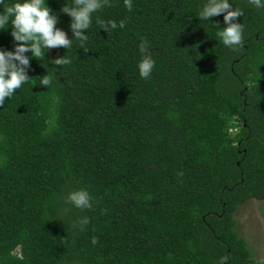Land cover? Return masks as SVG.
Masks as SVG:
<instances>
[{"label":"trees","instance_id":"1","mask_svg":"<svg viewBox=\"0 0 264 264\" xmlns=\"http://www.w3.org/2000/svg\"><path fill=\"white\" fill-rule=\"evenodd\" d=\"M46 2L71 39L65 0ZM201 3L110 0L97 15L123 29L94 20L83 45L30 59L0 105V264H264L235 219L264 201V9L234 0L244 39L233 49L212 25L223 14L195 17ZM10 32L0 48L13 49ZM65 54L70 64L52 63ZM80 187L93 208L63 204Z\"/></svg>","mask_w":264,"mask_h":264},{"label":"clouds","instance_id":"2","mask_svg":"<svg viewBox=\"0 0 264 264\" xmlns=\"http://www.w3.org/2000/svg\"><path fill=\"white\" fill-rule=\"evenodd\" d=\"M247 3L256 9H264V0H247ZM132 4L133 0H123V6L129 11L132 10ZM109 5L110 0H65L60 12L70 17V39L62 28L56 26L57 16L47 6L46 0H12L11 3L0 0V30L11 25L10 35L14 41L12 50L0 48V105L28 81L27 72L31 58L45 59V53L50 49L63 47L68 50L73 48L74 42L83 45L88 40L87 31L94 20L98 28H102L106 33L117 27L123 29L125 20L117 22L97 15ZM219 14H223L225 26L219 27V21L212 25L217 29L216 35L220 42L229 48H239L242 46L244 34L243 23L237 22V17L244 16V13L241 8L234 6V0H202L195 17L200 21H209L211 17ZM147 47V41L138 45L141 55L136 70L141 79H148L155 66V60L146 52ZM52 63L59 66L68 65L71 58L65 54L54 59ZM54 75L55 73L49 75L47 71L40 76L39 84L48 86ZM63 204L81 211L94 206L92 196L83 187L69 191L63 199ZM64 211L68 209L65 207ZM73 223L82 229L88 225L89 218L86 215L80 216ZM91 242L96 243L95 237Z\"/></svg>","mask_w":264,"mask_h":264},{"label":"rangeland","instance_id":"3","mask_svg":"<svg viewBox=\"0 0 264 264\" xmlns=\"http://www.w3.org/2000/svg\"><path fill=\"white\" fill-rule=\"evenodd\" d=\"M237 231L249 246L252 259L264 262V201L243 203L235 214Z\"/></svg>","mask_w":264,"mask_h":264}]
</instances>
